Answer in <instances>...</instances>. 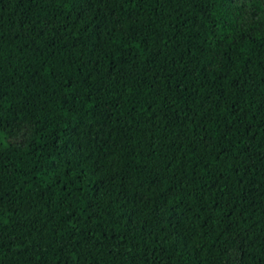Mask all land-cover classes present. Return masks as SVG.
<instances>
[{
	"label": "trees",
	"instance_id": "16d2710c",
	"mask_svg": "<svg viewBox=\"0 0 264 264\" xmlns=\"http://www.w3.org/2000/svg\"><path fill=\"white\" fill-rule=\"evenodd\" d=\"M0 264H264V0H0Z\"/></svg>",
	"mask_w": 264,
	"mask_h": 264
}]
</instances>
